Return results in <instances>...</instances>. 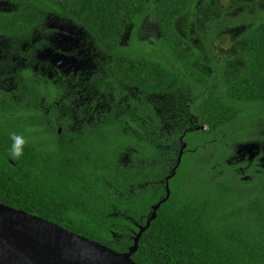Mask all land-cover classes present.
Wrapping results in <instances>:
<instances>
[{
	"label": "trees",
	"instance_id": "trees-1",
	"mask_svg": "<svg viewBox=\"0 0 264 264\" xmlns=\"http://www.w3.org/2000/svg\"><path fill=\"white\" fill-rule=\"evenodd\" d=\"M243 5L0 0V44L17 46L23 65L18 100L0 89V204L125 253L165 199L184 143L169 199L131 259L264 264V173L242 181L225 164L237 125L264 109V5L221 19ZM48 20L82 30L95 47L91 76L54 82L34 71ZM11 133L26 141L19 158L8 154Z\"/></svg>",
	"mask_w": 264,
	"mask_h": 264
},
{
	"label": "water",
	"instance_id": "water-1",
	"mask_svg": "<svg viewBox=\"0 0 264 264\" xmlns=\"http://www.w3.org/2000/svg\"><path fill=\"white\" fill-rule=\"evenodd\" d=\"M59 29L70 33L62 35L64 41L61 43L70 40L78 42L79 37L83 35L82 30H76L72 26H60ZM73 33L76 34L75 39L70 37ZM123 40L126 42L128 37H124ZM38 59L49 60L57 67L61 66L56 62L62 61L63 64L69 65L75 61L74 58L53 53L50 49L40 51ZM244 147H248L251 154L257 149L255 144ZM185 148L186 144L179 154L176 169L180 165ZM174 175L175 170L165 181V199L152 206L144 226H136L138 233L133 236V246L125 253L113 251L57 224L0 204V264H137L131 256L137 252L139 240L151 222L156 219L157 211L169 199V180Z\"/></svg>",
	"mask_w": 264,
	"mask_h": 264
},
{
	"label": "flooded vegetation",
	"instance_id": "flooded-vegetation-1",
	"mask_svg": "<svg viewBox=\"0 0 264 264\" xmlns=\"http://www.w3.org/2000/svg\"><path fill=\"white\" fill-rule=\"evenodd\" d=\"M62 35H70V33L63 30H61V32L53 31L52 34L50 33V35L48 36L49 44H52L54 42L59 43V41H56L54 39H62ZM70 37L75 39L76 34L73 33ZM79 39L80 40L78 42L76 41V43L75 40H70L64 43V45L68 47V49H65L64 47L63 49H61L62 47L57 45L49 47L50 50H53V53H58L67 58H74V62L69 63V65L63 64L62 61L56 62V64H59L61 66L57 67V65L52 64L49 60H39V51L37 50L35 54L36 65L34 66V71H39L42 76H44L45 74V76L49 80L57 78V80L55 79L54 82L60 81L62 80V78L68 80L71 74H73L72 76L74 77V79L77 77L81 79L82 77L91 76L92 73H90L89 69H95V64L93 63V54H95V47L89 45L87 47L88 50L82 51L83 49H85V47L82 48V50L80 49L83 41V35L81 36V38L79 37ZM90 48L92 49V52ZM18 54L19 49L17 48V46L11 47L9 44H7V42L0 44V89L5 91L8 97L12 98L13 100H18L19 98L17 96V92L20 88L18 80L16 78L17 72H19L23 66L22 60L20 59V56ZM8 58L13 62L11 66H7L5 64ZM85 104H87L88 107L90 101L88 102L86 100V102L82 103L81 105L82 108L87 111L90 108L85 107ZM77 109H79V106ZM93 111L96 112L97 108H95ZM259 114L260 116L258 117V119L255 118L254 122L250 120V123L243 125L246 139L234 145L232 150L229 151L230 154L227 155V159L225 161V164L232 167L235 174L237 176H240V179L242 181H251L253 173H264V109H261ZM80 126L81 123L76 122L72 124L71 129H79ZM61 131L62 129L59 128L58 134H61ZM252 144H255L257 146V149L253 151V154L249 153L250 149L248 147H244V145ZM183 145L184 143L182 144V149ZM176 166L177 163L171 170V174L172 171L175 170L176 175ZM136 226L140 225L136 224Z\"/></svg>",
	"mask_w": 264,
	"mask_h": 264
},
{
	"label": "rangeland",
	"instance_id": "rangeland-1",
	"mask_svg": "<svg viewBox=\"0 0 264 264\" xmlns=\"http://www.w3.org/2000/svg\"><path fill=\"white\" fill-rule=\"evenodd\" d=\"M242 1L244 2V5L240 9L238 7H235L234 13L231 12L229 14V16H227V17H224L223 16L224 18L221 17V19L225 22L227 19L237 18L239 15L238 14L235 15V12L236 11L238 12V10H239L240 13L247 12V13H249V14H251V15L254 16V14H256V10L259 9L262 5H264V0H242ZM234 3H235V0H219V4L221 6H225L226 4H234ZM257 5H259V6H257ZM47 26H48V29L47 30H49V31L51 30L53 32V31H56L57 30L58 32H61V30L59 29V27L60 26H65V24H60L59 26H57V25H54L51 20H48ZM192 31L193 32H196V31H199V30H197V29L194 30L193 29ZM143 32H144L143 34H145L146 37H152V36H154L157 33L156 32L155 24H153V23H151L149 21L143 27ZM237 33H240L241 34L242 31L241 30H238V31L236 30V32L233 31V32H230V33H228V34L225 35L228 44L235 39V36L237 35ZM49 35H50V33L49 34H45L44 31L41 30L37 34V38L38 39L48 40V36ZM84 37L85 36L83 35V40H84ZM54 40L59 41V42H62L63 38L62 39L61 38H59V39L57 38V39H54ZM75 43H76V41H75ZM123 43H125V40H123ZM79 44H76V45H79ZM54 45L60 46L62 48L64 47L65 49H68V47H66L64 45V43H58V42H54V43H52V44H50L48 46L51 47V46H54ZM84 47H85V49L82 50V48H84ZM87 47L88 46L86 45V43L85 42H82V45L80 46V49L82 51H86V50H88ZM237 127H239L238 133L237 134L236 133H233L232 134V135L235 136L233 138L235 143L242 142V141H244V139H246V134H245V132L243 130V124H239V125H237Z\"/></svg>",
	"mask_w": 264,
	"mask_h": 264
},
{
	"label": "clouds",
	"instance_id": "clouds-1",
	"mask_svg": "<svg viewBox=\"0 0 264 264\" xmlns=\"http://www.w3.org/2000/svg\"><path fill=\"white\" fill-rule=\"evenodd\" d=\"M227 16V14H225ZM12 145L9 150V155L13 158H19L23 155V145L26 143L25 139L21 135L15 133L10 134Z\"/></svg>",
	"mask_w": 264,
	"mask_h": 264
}]
</instances>
